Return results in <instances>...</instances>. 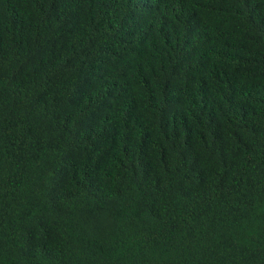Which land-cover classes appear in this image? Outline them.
Listing matches in <instances>:
<instances>
[{
    "label": "trees",
    "instance_id": "16d2710c",
    "mask_svg": "<svg viewBox=\"0 0 264 264\" xmlns=\"http://www.w3.org/2000/svg\"><path fill=\"white\" fill-rule=\"evenodd\" d=\"M0 264H264V0H0Z\"/></svg>",
    "mask_w": 264,
    "mask_h": 264
}]
</instances>
